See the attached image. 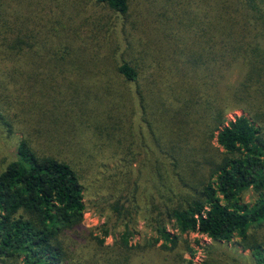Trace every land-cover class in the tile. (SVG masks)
Returning a JSON list of instances; mask_svg holds the SVG:
<instances>
[{"label": "trees", "instance_id": "1", "mask_svg": "<svg viewBox=\"0 0 264 264\" xmlns=\"http://www.w3.org/2000/svg\"><path fill=\"white\" fill-rule=\"evenodd\" d=\"M93 1L120 14L129 9V0ZM152 1L151 16L173 42L163 52L170 57L160 61L161 71L154 72L156 59L117 68L133 89H126V172L117 180L124 185L109 200L110 218L122 227L119 237L106 246L84 228L83 176L76 164L38 154L21 140L15 158L0 168V264H139L160 240L169 252L190 233L252 245L249 229L264 226V0ZM18 24L3 22L0 62L9 65L10 76L19 62L27 84L34 44ZM72 36H65L59 51L69 66L77 59L68 42ZM236 68L240 76L230 89L228 77ZM0 88L2 97L11 96ZM170 90L173 108L162 100ZM131 95L153 147L132 131ZM230 103L244 114L226 122ZM143 184L153 188L144 191L141 207ZM249 191L253 200L246 202ZM139 219L157 238L133 246ZM187 250L193 255L185 245L171 264H192L183 258ZM250 252L254 264H264L263 243Z\"/></svg>", "mask_w": 264, "mask_h": 264}, {"label": "rangeland", "instance_id": "2", "mask_svg": "<svg viewBox=\"0 0 264 264\" xmlns=\"http://www.w3.org/2000/svg\"><path fill=\"white\" fill-rule=\"evenodd\" d=\"M152 6V0H129L128 11L120 14L93 0H0V33L7 28L4 21L6 26L17 22L34 44L32 53H28L32 64L25 70L30 72L25 73L30 78L27 84L18 73L24 71L19 62L11 76L9 65L4 68L5 63L0 62V87L12 93L2 97L0 92V168L15 158L21 140H26L38 154L76 164L83 176V226L95 238L103 239L106 246H112L122 231L110 218L109 200L124 185L120 188L117 180L126 172V167L121 170L126 164V89H132L117 68L126 61L146 66L156 59L154 72L161 71L160 61L170 57L163 52L171 50L173 42L162 36L156 15L151 16ZM68 34L73 35L68 42L77 58L72 59L73 66L67 64L70 59L61 61L59 52ZM149 74L145 71L146 76ZM239 74L236 68L228 77L230 89ZM132 100L129 109L136 111L132 131L136 137L144 136L146 144L153 147L150 129L141 127V112L133 96ZM162 100L173 108L171 90ZM243 114L230 103L226 122ZM153 130L158 134V128ZM212 144L216 147L215 140ZM143 185L139 192L141 207L144 191L153 188L152 184ZM244 199L252 201V192H247ZM167 229L177 234L171 226ZM248 235L252 245L264 244V226L250 228ZM156 238L139 219L130 244L143 246ZM161 242L148 248L139 264H171L185 245L193 255L187 250L183 258L192 264H254L252 245L236 237L230 242H214L197 233L185 234L170 252L161 248Z\"/></svg>", "mask_w": 264, "mask_h": 264}]
</instances>
